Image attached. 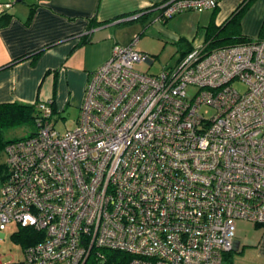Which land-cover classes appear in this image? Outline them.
<instances>
[{"label": "built area", "instance_id": "built-area-1", "mask_svg": "<svg viewBox=\"0 0 264 264\" xmlns=\"http://www.w3.org/2000/svg\"><path fill=\"white\" fill-rule=\"evenodd\" d=\"M219 1L163 0L156 19ZM137 38L89 74L73 128L56 130L52 101H38L35 130L4 147L0 231L41 237L0 264H84L101 249L128 264H227L235 221L264 225V37L204 41L156 74L135 68L153 60Z\"/></svg>", "mask_w": 264, "mask_h": 264}, {"label": "crops", "instance_id": "crops-1", "mask_svg": "<svg viewBox=\"0 0 264 264\" xmlns=\"http://www.w3.org/2000/svg\"><path fill=\"white\" fill-rule=\"evenodd\" d=\"M162 1L0 0L11 4L0 6V13L7 12L0 20V103L52 101L55 112L79 108L89 74L109 58L115 43L131 42L116 38L113 27L129 21L121 19L143 14L147 32L184 45L177 59L168 61L173 64L185 50L204 42L211 21L220 25L243 0H220L214 9L183 11L166 21L156 19ZM241 32L264 37V0L251 2L241 18ZM249 222V233H235L227 264H264V225Z\"/></svg>", "mask_w": 264, "mask_h": 264}, {"label": "rangeland", "instance_id": "rangeland-1", "mask_svg": "<svg viewBox=\"0 0 264 264\" xmlns=\"http://www.w3.org/2000/svg\"><path fill=\"white\" fill-rule=\"evenodd\" d=\"M166 20H169L166 19ZM144 24V28L148 25V22L142 20L127 21L120 23L119 26H114L116 38L121 42H130L136 36L137 41L134 47L146 52L151 56L154 62L148 65L146 62L136 63L135 68L139 71L149 74L158 73L163 67L172 66L174 64H168V61L177 59L179 53L178 48H183L184 45H174L169 41L165 42L163 38L156 37L152 32H147L146 28L143 30L141 26ZM143 30V31H142ZM125 40V41H124ZM173 63V62H172ZM175 63V62H174ZM235 86L239 90L244 89V85L239 82H235ZM190 92L194 91V88L189 87ZM209 110H206L208 113ZM79 114V108L77 106H68L65 110L55 112L52 115V122L56 130L63 132L66 129L73 128ZM35 130L34 123H25L20 125L9 126L4 129V139L21 138L30 135ZM0 164H6V154L4 149L0 151ZM252 228V223L249 221L238 220L235 223V233L242 234L249 233ZM21 233V227L12 222L5 230L0 231V260L4 263L19 261L23 257L24 247L20 239L16 235ZM58 264H66L64 262Z\"/></svg>", "mask_w": 264, "mask_h": 264}, {"label": "trees", "instance_id": "trees-1", "mask_svg": "<svg viewBox=\"0 0 264 264\" xmlns=\"http://www.w3.org/2000/svg\"><path fill=\"white\" fill-rule=\"evenodd\" d=\"M253 0H243L232 11L229 17L220 25H215L211 21L205 28V43L208 48L235 44L243 41H248L252 37L245 36L241 32V18L245 11L250 6ZM216 8V7H215ZM0 20L7 16V12H1ZM136 18L144 20L145 16L140 15ZM135 18V19H136ZM166 21V20H165ZM261 38V37H259ZM86 38H81L80 42H86ZM179 44V43H178ZM189 50V49H188ZM188 50H185L187 52ZM36 113V103L27 104L20 102L0 103V151L4 149L7 143L20 138L4 139L3 131L5 128L13 125H20L25 123H33V118ZM22 138V137H21ZM7 174V165L0 164V183L4 180ZM21 240L23 247L36 243L41 233L36 232L32 228L21 227V233L16 235ZM103 259L96 256L95 251H91L84 264H128L131 255L114 249H101Z\"/></svg>", "mask_w": 264, "mask_h": 264}, {"label": "water", "instance_id": "water-1", "mask_svg": "<svg viewBox=\"0 0 264 264\" xmlns=\"http://www.w3.org/2000/svg\"><path fill=\"white\" fill-rule=\"evenodd\" d=\"M138 15H134V17H137Z\"/></svg>", "mask_w": 264, "mask_h": 264}, {"label": "flooded vegetation", "instance_id": "flooded-vegetation-1", "mask_svg": "<svg viewBox=\"0 0 264 264\" xmlns=\"http://www.w3.org/2000/svg\"><path fill=\"white\" fill-rule=\"evenodd\" d=\"M130 21V20H129Z\"/></svg>", "mask_w": 264, "mask_h": 264}]
</instances>
